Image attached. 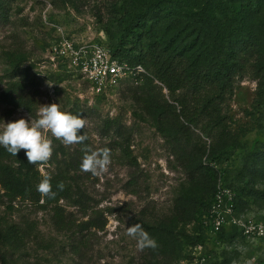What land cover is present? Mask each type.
Wrapping results in <instances>:
<instances>
[{
	"label": "rangeland",
	"instance_id": "obj_1",
	"mask_svg": "<svg viewBox=\"0 0 264 264\" xmlns=\"http://www.w3.org/2000/svg\"><path fill=\"white\" fill-rule=\"evenodd\" d=\"M125 12L128 0H0V92L9 82L21 84L34 113L0 102V130L4 123L36 119L41 105L57 103L62 111L87 120L83 130L88 141L82 149L87 145L94 151L111 150L108 171L98 176L81 171L79 183L91 198L92 208L103 211L107 220L104 231H93L85 247L76 254L71 250L69 236L54 229L50 209H39L27 202L16 203L15 210L0 205V219L21 226L30 224L33 229L26 246L8 254L11 264H140L136 240L127 235L134 224L143 228L170 227L174 247L161 264H185L183 255L190 250L187 244L193 229L191 223L196 217L203 220L211 210L213 189L209 184L200 187L188 181L171 155L160 121L135 104L127 85L104 97H94L70 68L51 60L52 47L61 38L115 48L126 35L128 48L137 47L135 52L146 50L153 42L174 45L178 38L174 46L184 43L188 49L193 42L191 28L177 16L159 21L148 16L128 36ZM258 66L254 55L242 56L231 92L219 104L217 116L200 114L195 134L188 136L192 144L206 147V158L218 171L216 191H230L239 209L251 213L264 211V103L258 102ZM147 76L152 77L149 73ZM154 85L168 102L182 94L181 90L170 94L157 80ZM196 107V102H191V108ZM115 121L126 126L132 135L131 150L141 174L137 196L126 189L131 171L108 133ZM170 121L174 130L183 123L173 117ZM49 138L59 160L63 154L80 148L79 144L65 146ZM54 166L48 162L39 170L46 175ZM68 212L80 219L75 209L68 208ZM143 214L146 219L141 217ZM207 248L216 256L226 252V264H264L261 242L218 244L210 240Z\"/></svg>",
	"mask_w": 264,
	"mask_h": 264
},
{
	"label": "trees",
	"instance_id": "obj_2",
	"mask_svg": "<svg viewBox=\"0 0 264 264\" xmlns=\"http://www.w3.org/2000/svg\"><path fill=\"white\" fill-rule=\"evenodd\" d=\"M124 16H128L125 28L128 36L137 31L148 16H152V21L169 16L181 17L184 19L182 23L191 28L193 42L189 49L184 43L175 47L177 38L174 45L153 42L146 50L135 52L137 47L128 48L126 35L120 38L117 47L111 49L115 57L131 67L143 68L145 74L140 86L124 84L127 85L129 97L160 121L171 155L176 158L188 181L193 186L209 184L214 200L218 171L208 162L206 147L192 144L188 136L195 134L200 114H209L211 118L217 116L218 106L230 94L244 55H254L258 60V102L264 103V0H128V12ZM135 45L139 46L137 43ZM155 80L166 86L172 95L181 90V96L171 102L164 100L158 93L160 89L154 85ZM6 86L0 92V102L23 108L34 115L31 101L22 93L24 86L17 82H9ZM193 101L197 106L194 109L191 108ZM172 117L177 122L183 120L177 130L170 127ZM108 133L131 171L126 189L137 196L141 174L131 150L132 135L119 121L110 124ZM80 134H85L84 130ZM79 146L81 149L63 154L61 160L58 154L52 155L49 162L55 166L46 175L51 176L53 191L57 192V196L55 199L44 198L43 202L36 190L43 178L39 166L28 163L24 150L12 156L0 146V205L15 210L16 203L27 202L39 209H50L54 229L69 236L71 250L76 254L85 247L93 231H104L107 225L103 211L92 208L91 198L80 187L83 144ZM60 182L65 186L63 191L57 188ZM68 208L75 209L80 219L68 212ZM236 210L241 212L237 205ZM141 217L147 218L144 214ZM201 222L200 218L193 219L188 248L210 242ZM143 229L156 240L158 247L140 251V264H161L174 247L173 230L166 225ZM32 231L30 224L21 226L0 219L2 264H11L8 254L23 249ZM219 240L220 244L224 243L223 238ZM214 243L217 242L214 240ZM226 256L227 253L223 251L217 256L216 264H226ZM183 258L184 261L189 260L190 252L185 251Z\"/></svg>",
	"mask_w": 264,
	"mask_h": 264
},
{
	"label": "built area",
	"instance_id": "obj_3",
	"mask_svg": "<svg viewBox=\"0 0 264 264\" xmlns=\"http://www.w3.org/2000/svg\"><path fill=\"white\" fill-rule=\"evenodd\" d=\"M52 55L51 60L70 68L94 97H104L125 83L140 86L143 82V68L131 67L115 57L107 45L78 44L61 38L54 43ZM235 203L230 191L218 188L211 210L201 222L206 235L218 244L220 237L224 243L264 244V211L238 212ZM189 252L190 259L185 264H216L218 261L207 244L191 247Z\"/></svg>",
	"mask_w": 264,
	"mask_h": 264
},
{
	"label": "clouds",
	"instance_id": "obj_4",
	"mask_svg": "<svg viewBox=\"0 0 264 264\" xmlns=\"http://www.w3.org/2000/svg\"><path fill=\"white\" fill-rule=\"evenodd\" d=\"M86 125L85 118L62 111L57 103L41 105L36 119L21 118L4 123L3 129L0 130V146L12 156H17L21 150H24L28 163L42 169L50 161L54 151L53 140L49 137L59 140L65 146L84 144L88 136L80 133ZM82 151L84 156L80 165L81 171L94 176L108 171L111 164L109 148L94 151L85 145ZM64 187L63 182L57 185L60 191H63ZM36 190L42 202L44 198L55 199L57 196V192L53 191L49 175H43ZM127 235L136 240V246L140 251L155 250L158 247L156 240L140 224L131 225Z\"/></svg>",
	"mask_w": 264,
	"mask_h": 264
}]
</instances>
